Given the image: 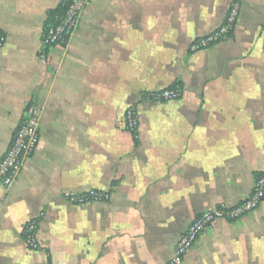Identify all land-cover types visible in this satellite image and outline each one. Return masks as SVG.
I'll return each instance as SVG.
<instances>
[{"label": "crops", "instance_id": "crops-1", "mask_svg": "<svg viewBox=\"0 0 264 264\" xmlns=\"http://www.w3.org/2000/svg\"><path fill=\"white\" fill-rule=\"evenodd\" d=\"M61 1L0 0V156L27 103L39 117L33 155L0 187V264H164L196 215L235 207L264 172V0H94L45 49ZM233 2L229 36L190 51ZM177 82L180 98L149 97ZM90 190L105 198L73 200ZM182 264H264V200L217 218Z\"/></svg>", "mask_w": 264, "mask_h": 264}, {"label": "built area", "instance_id": "built-area-1", "mask_svg": "<svg viewBox=\"0 0 264 264\" xmlns=\"http://www.w3.org/2000/svg\"><path fill=\"white\" fill-rule=\"evenodd\" d=\"M94 0H70L68 7L55 24L42 32V45L50 48L55 45H66L70 36L78 27L81 14L85 7ZM239 6L231 3L225 21L214 33L194 40L189 47L196 51L210 46L220 39L229 36L237 19ZM5 37L0 33V46L4 44ZM182 87L172 85L160 91L152 92L149 97L153 100H171L182 96ZM124 126L130 133L137 132L138 118L133 107H129L124 114ZM39 139V117L37 105L29 102L24 106L22 117L16 125L12 137L0 156V187L9 188L18 178L22 165L31 157L36 149ZM105 198L97 190H90L75 198L74 201L82 203ZM264 200V172L256 176L251 194L233 208L215 207L205 210L194 217L187 228L178 237L172 257L164 264H182L185 254L195 245L198 237L206 231L217 218H237L256 208ZM37 220L27 222L22 228V237L25 245L32 250L39 248L36 237Z\"/></svg>", "mask_w": 264, "mask_h": 264}, {"label": "trees", "instance_id": "trees-1", "mask_svg": "<svg viewBox=\"0 0 264 264\" xmlns=\"http://www.w3.org/2000/svg\"><path fill=\"white\" fill-rule=\"evenodd\" d=\"M69 3H70V0H63V1H61V3H59V5L56 8L48 11L47 16H46V20H45V23H44L43 30L48 29L51 25L56 23L58 18L61 15L64 14V12H65L66 8L68 7ZM177 84H179V83L177 82ZM132 134L136 135L137 132H133ZM234 219H230V220H234Z\"/></svg>", "mask_w": 264, "mask_h": 264}]
</instances>
